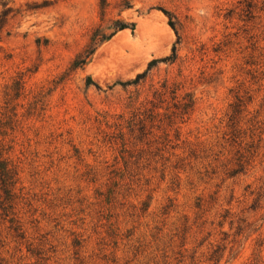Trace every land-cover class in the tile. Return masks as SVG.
Returning <instances> with one entry per match:
<instances>
[{
	"label": "rangeland",
	"instance_id": "rangeland-1",
	"mask_svg": "<svg viewBox=\"0 0 264 264\" xmlns=\"http://www.w3.org/2000/svg\"><path fill=\"white\" fill-rule=\"evenodd\" d=\"M1 19L0 264H264V0Z\"/></svg>",
	"mask_w": 264,
	"mask_h": 264
},
{
	"label": "trees",
	"instance_id": "trees-1",
	"mask_svg": "<svg viewBox=\"0 0 264 264\" xmlns=\"http://www.w3.org/2000/svg\"><path fill=\"white\" fill-rule=\"evenodd\" d=\"M3 16H7V12L6 14H3ZM3 23V19L0 20V24ZM9 174L10 172L6 169V167H4L3 164L0 163V179L2 181L3 184H5L6 182L8 183L9 178Z\"/></svg>",
	"mask_w": 264,
	"mask_h": 264
},
{
	"label": "bare ground",
	"instance_id": "bare-ground-1",
	"mask_svg": "<svg viewBox=\"0 0 264 264\" xmlns=\"http://www.w3.org/2000/svg\"><path fill=\"white\" fill-rule=\"evenodd\" d=\"M149 24H150V23H148V22H146V21H141V22H140V27H138V28H139V32L137 31V32H138V33H137L138 36L141 35V37H142L143 30H145V28L147 27V25H148V27L151 25V24H150V25H149ZM145 31H147V30H145ZM139 34H140V35H139ZM125 35H127V34H125ZM125 35H124V36H125ZM121 36H122V35H121ZM124 36H123V37H124ZM141 37H140V38H141ZM120 38H121V37H120ZM127 38H128V37H127ZM127 38H126V41H127ZM140 38H139V39H140ZM122 39H123V38H122ZM122 39H121V40H122ZM118 40H119V39H118ZM128 40H129V39H128ZM134 41H135V40H134ZM134 41H131V40H130V41H128V43H129V42H134ZM124 42H125V41H124ZM136 42H137V39H136ZM128 43H127V44H128ZM136 44H137V43H136ZM128 46H130V45H128ZM133 46H136V45H135V42H134ZM131 47H132V45H131Z\"/></svg>",
	"mask_w": 264,
	"mask_h": 264
}]
</instances>
